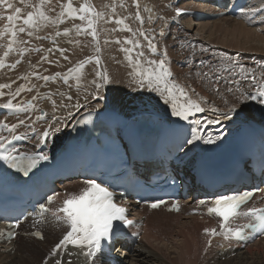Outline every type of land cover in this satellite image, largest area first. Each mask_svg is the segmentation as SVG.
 <instances>
[{
  "label": "bare ground",
  "instance_id": "obj_1",
  "mask_svg": "<svg viewBox=\"0 0 264 264\" xmlns=\"http://www.w3.org/2000/svg\"><path fill=\"white\" fill-rule=\"evenodd\" d=\"M119 1L118 3V0H88L94 9L102 14L101 17L94 18L96 19L98 43L97 41H93L90 35L78 36L73 25L86 27V22L78 18L69 19L67 13H65L62 23L44 27L39 31L29 29L34 33L32 36H28L27 32L24 33V37L29 40L28 42L32 44L33 47L39 42L40 37L45 36L54 39L56 42V45L53 46L49 43L42 44L49 53L52 54L59 48L65 50L64 56L68 57L67 60L64 59L61 54L55 55L59 63L57 71L62 75L68 73V69L78 66L80 61L88 60V63L85 64L81 73L69 75V77L73 76V80L68 82L66 87L56 88L55 92L58 93L59 96L57 100L58 103L70 106L72 101L67 100V97H71L72 100H75L78 96L85 93L86 97L92 103H95V101L100 102L97 109H121L123 107H132L138 103L140 99L139 95L145 98L153 95L159 98L163 97L156 91H149L146 86L144 88L139 87L137 83L139 77H133V75H131L133 67L126 57L130 55L133 62H135L138 53L143 52L144 56L140 57L142 69L148 67L145 63L146 60H159L149 56L151 51L148 47V40L151 39H145V37L139 36L141 31L143 32L144 29L148 28L147 26L152 25L148 20L150 17L147 16L145 19H140L141 22L138 25L136 22V14L139 13V15L143 17L142 13L145 14L148 12L150 15L151 12L145 10L151 9L150 6H156L157 10L161 12L164 10L163 6L166 10V5L170 6L171 2L174 0H165L166 5L162 4L163 6L160 5L161 3L153 2V0H125L123 4H121L123 0ZM255 1L259 2V0H253V2ZM9 2L22 8V17L26 16L27 12L33 10L31 7H26L24 4L20 3V0H9ZM38 2L39 0H28L29 5L37 4ZM60 3L67 4L68 0H60ZM60 3H58L57 0H52L51 4L45 6L44 11L51 18L55 19L61 12ZM82 3H84V0H72L73 7L77 9ZM260 3L261 7L255 10L264 8V2L261 0ZM137 4L139 7H137ZM180 5H183V3ZM49 8H53L54 10L48 11ZM0 13L6 16L11 14V10L5 11V9L0 6ZM108 14H110V16H108ZM168 14H170L169 11ZM113 19L123 20V24L111 25L109 21ZM261 20L264 22V17H262ZM6 23H8L6 19H0V30L3 29ZM17 24H22V22L18 21ZM188 25H190V21ZM126 26L130 28L131 31L125 30ZM151 28L155 30L154 34L159 31L157 27ZM65 29L70 30L68 35L63 34ZM189 30L190 29L187 28L186 32H189ZM259 31L262 30L255 31L234 20L224 19L218 22L200 25L196 28L197 34L195 35L199 38L198 40L201 41L203 50L210 49L215 51L216 47L226 48V46H231L232 48L226 49L254 53L253 55H255L259 53L255 52L264 50V33L258 34ZM57 32H60V35H57ZM204 34L206 35L204 38L200 37ZM8 39L9 37L7 36L0 38V56H3L6 51L7 45L5 44ZM240 39L241 41L237 42V40ZM126 40L132 41V43H125ZM77 41L79 43H77ZM117 41H119V43H117ZM137 42L140 45L138 48L135 47ZM178 42L179 41H174L172 37L166 36L165 41L163 43H158L156 47L157 51L162 52V57L165 52L167 53L166 66L170 68L174 77H178L177 81L182 80L177 83L182 88H184V84L189 86L184 88L187 93V98L189 97L197 103L200 101V105H202V102L209 103L212 105L211 109H218L217 112H227L230 107L235 105L237 109H243L238 110L240 118L243 116L251 118V113L249 112H255V107L245 103L244 100L235 93H232L233 91L229 92L228 89L230 87H219V96L216 97L213 90L215 87L214 85L212 88H209L206 85L200 84L199 81L193 77V72H197L198 69L186 68L181 70L180 68H175L174 65L172 66V61L184 56L179 51H172L170 49L171 44ZM251 44H255V46H251ZM97 47L100 49L99 52L96 51ZM129 48L132 49L130 53L125 51ZM49 49H51V51H49ZM15 52L16 50L10 52L4 61L11 62L15 57ZM23 53L26 54L25 61L19 71L25 72L33 69L41 73L40 67L43 64L41 56L33 52L27 53L24 51ZM185 53L187 56H191L194 54V50L186 51ZM96 57L100 59V64L98 66L95 61ZM195 60H197V63L200 62L198 59ZM220 63L221 58L216 57L207 62L205 70L208 71L209 75L215 76L221 73V71L216 70ZM54 70L55 69H51L49 72H53ZM43 71L46 73V66H44ZM97 71L106 72L110 79V82L104 84L99 90L96 89L95 83H93V81L96 83L102 82L100 78L96 76ZM11 76L13 75L8 74L7 69L3 67L0 68V84H8L12 79ZM223 76L232 81L237 80L232 78V74ZM193 90L197 92L196 96L191 95ZM94 96L96 97L95 99L93 98ZM68 117L69 114L63 115L64 121H66ZM171 117L173 116L171 115ZM79 189V187L73 188V190L76 191H79ZM187 211L188 208H185L180 216L160 212H154L152 214L146 213L147 219L144 222L142 236L135 244L125 247V250L118 254V263L219 264L218 260L222 259L224 264H264V239L247 248L246 250L248 253L241 251L228 252L222 239H217L215 244L212 245V248L206 251L207 237L202 236L200 232L207 228V225L202 221L189 217ZM42 229L45 232L43 243L35 241L32 238H17L18 240L13 243L14 252L6 253L4 251L6 248L0 249V264H56V260H60L61 264H88L85 255L79 249H71L65 255H61L60 249H58L57 254L52 255V249L66 232V229L62 228L60 222L51 221L50 224H47L46 227ZM142 241L145 242V244H143ZM48 246H50V249L47 251ZM233 253H235L234 257H232ZM95 264H99V261Z\"/></svg>",
  "mask_w": 264,
  "mask_h": 264
},
{
  "label": "snow or ice",
  "instance_id": "obj_2",
  "mask_svg": "<svg viewBox=\"0 0 264 264\" xmlns=\"http://www.w3.org/2000/svg\"><path fill=\"white\" fill-rule=\"evenodd\" d=\"M60 3V0H57ZM20 3L24 4L26 7H31L33 10L27 12V15L22 17V8L15 6L9 0H0V6H2L5 11L11 10V14L4 15L0 13V19H6V23L2 30H0V38L5 36L9 37L7 41V50L4 52L3 56H0V68L4 67V60L8 57L9 53L12 52L13 45L17 43V40L20 34L27 32L28 36L34 35L33 31L29 29H35L37 31L41 30L44 27L51 25H56L63 22L65 13L69 18H78L81 21L86 22V27H81V25H73V28L76 30V34L79 35H90L93 41L98 43V32L96 28V19L101 17L102 14L97 12L94 7L84 0V3L80 4L79 8L73 7L72 0H68L67 4L60 3L61 12L57 15L55 19L51 18L46 14L44 8L46 5L52 3V0H39L37 4H28V0H20ZM137 7L139 5L137 4ZM53 8H49L48 11H53ZM149 11V9H145ZM180 9L176 10V15L181 14ZM136 19L140 20L141 17L139 13L136 14ZM18 21H22V24H17ZM117 24H123V20L117 19L115 21ZM125 30L131 31L130 28L125 27ZM70 32L69 29L64 30V35H68ZM57 35H60L57 32ZM140 35L144 36V32H140ZM163 35V32H161ZM145 39H148L145 36ZM77 43H79L77 41ZM107 43V41H106ZM119 43V41H117ZM125 43H132V41L126 40ZM135 47H140L139 43L135 44ZM148 47L152 53L157 51L156 45L148 40ZM123 50V49H122ZM51 51V49H49ZM64 49H60L61 56L64 59H68L67 56H64ZM96 51L99 52V47L96 48ZM128 53L132 51L131 48L126 49ZM22 54V53H21ZM144 53H138L137 59L133 62L132 57L129 55L126 58L129 60L130 65L133 67V72L131 75L133 77H139L137 83L140 88L145 86L149 91H156L161 96H164L165 92L167 97L165 98V104L170 103L171 115L178 117L182 120H188L190 116L194 113L203 112L205 109L201 107L196 101L187 98V93L184 88L180 85L169 82V78L172 76L170 68L166 66V57L167 53H164V56L157 60H146L145 63L148 67H141L140 57H143ZM42 60H47V57H41ZM97 66L100 64L99 57L95 58ZM18 63V61H17ZM88 63V60L80 61L78 66L68 69V73L63 75L64 82H68L70 74L81 73L82 69L85 67V64ZM235 60L233 59V67H235ZM245 71L252 72L253 70H245L243 66H240V78L248 79L249 77L245 75ZM232 75L235 76L236 72L233 71ZM61 73H56L55 77H60ZM96 76L100 78L101 83H95V87L99 90L104 84L110 82L109 76L106 72H96ZM55 77L43 76L42 79L45 81L49 79H54ZM236 85H239L240 80L232 81ZM251 87L254 88V93L251 95V99L260 98V102L264 103V74L258 79L257 76L253 73L251 75ZM9 84H0V89L9 88ZM24 90V86L21 85L16 89L15 93L12 94L13 98L19 96L21 91ZM239 90V88H237ZM229 92L232 91L231 88L228 89ZM176 93H179L181 98L186 99V103L177 102ZM4 93L0 91V96H3ZM96 98L95 96L93 97ZM37 97H32V100H36ZM71 99V97H69ZM242 103V101H241ZM4 109H8L14 112H24L27 109L34 107L31 101L27 104H13V100L9 99L5 104L2 105ZM212 111H218V109L213 108ZM238 113V109L235 105L230 107L225 113V117L228 119L232 118V114ZM218 120H210L208 123H218ZM193 124L200 125L201 121L199 119L193 120ZM19 124H24V120H19ZM17 124H8L4 120H0V130H7L11 134V138L4 135H0V160H4L8 163L9 167L19 168L24 172L25 175L31 171L39 161H47L49 156L47 154L39 155L38 157L27 155L26 153H19V155H13L15 148L9 149L7 146L12 144L13 140L25 139L24 136L15 135ZM59 128H56L55 131H59ZM35 131V129H33ZM199 131L198 128H193L192 139L187 141L188 144H192L194 141L201 139L196 133ZM50 130L45 129L39 137V144L46 142V138L49 137ZM215 139H220L217 136ZM205 143H213L211 137L207 138ZM39 144L37 147H39ZM27 159V167L21 168V165L18 161H23ZM84 187L80 189L78 193H68L66 198L63 200L62 205L55 209L53 215L56 217L57 221H62L66 227L67 231L63 235V238L60 239L59 243L55 245L52 249V255L57 254V250L67 245H73L76 247H81L87 249L84 252V255L89 257V259L96 257L97 253L101 251V242L110 240L114 234V230L117 229L118 224L123 225L124 227H131L133 221L127 218V209L120 206L116 202V193L113 190H110L109 186H105L102 182H97L96 179H85L83 181ZM121 196L123 193L120 194ZM252 191H243L227 195H219L214 197L211 200L210 206L207 207L208 215H215L219 218V231L216 228H205L204 233L209 237L222 235L224 239L235 238V239H250L254 238L251 234L260 233L264 234V208L249 207L243 208L242 206L246 205L248 201L252 198ZM54 196L48 197V204H52ZM165 202L163 200H157L150 203L148 206L150 208H158ZM199 205H205V200L198 201ZM40 214L42 215L46 211H50L46 205L41 204ZM179 210V206L174 202L169 209ZM241 217H248L249 222L233 227L232 225ZM17 225H10L9 227H16ZM250 230V234L246 235L245 230ZM4 232L0 230V236H3ZM15 235L14 232L9 231L7 236L9 238ZM32 235L42 238L39 232L32 233ZM208 244H211V239H209ZM56 264H61L60 260H56Z\"/></svg>",
  "mask_w": 264,
  "mask_h": 264
},
{
  "label": "rangeland",
  "instance_id": "obj_3",
  "mask_svg": "<svg viewBox=\"0 0 264 264\" xmlns=\"http://www.w3.org/2000/svg\"><path fill=\"white\" fill-rule=\"evenodd\" d=\"M206 35L204 34V35H202V36H200V37H202V38H204ZM241 41V39L240 40H237V42H240ZM213 42V41H212ZM217 45H219V44H217ZM251 46H255V44H251ZM226 48H232L231 46H226ZM250 52V51H249ZM259 52V53H258ZM255 53H258V54H264V50H262V51H257V52H255ZM215 93V92H214ZM123 97V96H122ZM123 99H124V97H123ZM122 103H123V100H122ZM245 107H246V104H245ZM238 110H243V109H238ZM143 242V241H142ZM41 243H43V242H41ZM143 244H145V242H143ZM50 249V246H48L47 247V251ZM242 252H247V250H243ZM248 253V252H247ZM246 253V254H247ZM249 256V255H248ZM254 258V257H253ZM43 261V260H42ZM44 263V262H43ZM218 263L219 264H224V262H223V260L221 259V260H218Z\"/></svg>",
  "mask_w": 264,
  "mask_h": 264
}]
</instances>
